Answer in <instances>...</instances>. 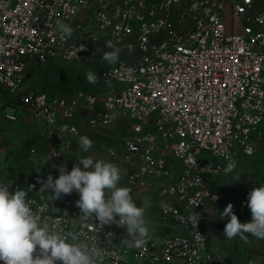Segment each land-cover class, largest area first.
Segmentation results:
<instances>
[{"label": "built area", "instance_id": "1", "mask_svg": "<svg viewBox=\"0 0 264 264\" xmlns=\"http://www.w3.org/2000/svg\"><path fill=\"white\" fill-rule=\"evenodd\" d=\"M236 19L242 23L239 32ZM57 20L73 29L71 37L61 39ZM109 41L119 48L134 46L126 50L137 54L98 76L93 85H111L109 90H80L70 97L35 90L21 102L55 159H63L78 136L73 119L79 111L84 109L94 128L112 124L116 115L126 117L131 134L122 141V152L110 149L104 161L134 165L125 176L130 189L145 178L163 183L159 219L187 234L128 253L126 227L80 222L75 190L58 200L44 198L41 181L48 176L42 173L32 177L36 196L28 195L30 207L42 226L60 235L75 233L78 242L103 249V264L221 262L219 248L209 246L194 213L200 214L204 201L224 200L225 189L213 188L211 180L227 175L226 164L240 153L254 154L253 139L262 137L264 0H0V87L20 91L31 61L88 63L98 49H110ZM81 45L86 50L79 51ZM6 118L17 120L13 114Z\"/></svg>", "mask_w": 264, "mask_h": 264}, {"label": "clouds", "instance_id": "2", "mask_svg": "<svg viewBox=\"0 0 264 264\" xmlns=\"http://www.w3.org/2000/svg\"><path fill=\"white\" fill-rule=\"evenodd\" d=\"M56 30L61 39L71 37L73 33V29L62 20L56 21ZM105 46L112 51L105 52L103 59L110 65L118 63L122 49L111 41ZM127 47L130 52L133 50L131 45ZM84 50L86 47L81 45L79 51ZM85 75L88 83L98 82V75L91 70ZM92 146L93 141L89 137L79 138L82 151L88 152ZM77 161L70 172L61 165L56 179L49 174L46 181H41L40 192L51 193L49 199L52 201L75 190L79 195L76 206L81 211L80 222L94 219L102 226L116 224L126 227L127 234L132 237L127 242L128 247L144 246L150 238L144 219L145 210L134 202L130 188L118 186L121 180L119 166L91 157ZM235 168V162L229 161L224 170L232 173ZM10 187L11 184L0 182V261L4 264H103L104 250L97 245L78 242L79 237L75 233L60 235L51 231L48 225H41V217L33 212L27 200L31 186L28 191L16 188L14 192ZM247 207L251 212V222L241 223L231 203L220 213L221 219L230 217L223 230L228 239L240 236L247 240L245 234H250L264 240V186L254 187L249 192ZM194 216L199 217V222L200 214L194 213Z\"/></svg>", "mask_w": 264, "mask_h": 264}, {"label": "crops", "instance_id": "3", "mask_svg": "<svg viewBox=\"0 0 264 264\" xmlns=\"http://www.w3.org/2000/svg\"><path fill=\"white\" fill-rule=\"evenodd\" d=\"M95 87H105V89L88 93H104L112 86L95 85ZM76 92L64 96L70 97ZM20 102L13 104L0 100V182L11 184L10 188L17 185L18 188L26 191L31 186V191H28V195L36 196L32 183V177L36 173H42L47 176L51 174L53 179H56L59 177L61 165L66 166L67 171L70 172L73 165L77 164V160L82 157L106 160L110 149L115 150L118 154L122 152L121 143L131 134V123L126 117L116 115L112 124L102 128H94L86 123L84 109L79 111L73 119L79 129L78 136L69 152L63 159H59L61 162H59V168L56 169V172L53 169L46 168L44 163H40L39 158L41 155L39 153H31L29 152L30 147H26L28 145L27 142L31 141L35 135L36 140H39L38 134L41 135V126L31 118L30 109L25 105H21ZM6 107L12 112H4ZM7 114L15 115L17 120H8L6 118ZM117 127L129 129V133L122 139H118V141H116L114 132ZM261 130V139H264L263 122L261 123ZM81 136H87L93 141V146L88 152H84L79 148V138ZM43 137L46 142H49L45 136ZM261 139H253L254 154L244 155L240 153L237 156L233 161L236 164V168L232 173L211 180L213 188L225 189V198L222 202L215 204L204 201L200 212L201 218L199 222L207 235L209 246H217L220 255L228 259V264H264V240L257 239L250 234H245L247 240L242 239L240 236L228 239L224 235L223 230L230 217L221 219L220 214L231 203L233 212L238 216L241 223L251 222V212L247 207L248 194L254 187L264 186V140L261 143ZM33 148L39 149L38 147ZM118 166L121 170V180L118 186L127 187L125 176L134 169V165L119 162ZM80 167L83 169L82 164ZM40 168L41 170L37 171ZM159 182L145 178L135 189L131 188L134 202L138 207H143L145 210L144 219L150 235L147 242H155L157 244H161L168 236L187 234L185 229L174 222L159 219V203L161 199L158 191L163 184ZM50 194L44 192L43 196L49 199ZM75 197L77 200L79 199L78 193H76ZM131 239L132 237L125 236L126 244L124 247L128 253H132L136 249V247H128L127 242ZM173 264L183 263L177 260Z\"/></svg>", "mask_w": 264, "mask_h": 264}, {"label": "rangeland", "instance_id": "4", "mask_svg": "<svg viewBox=\"0 0 264 264\" xmlns=\"http://www.w3.org/2000/svg\"><path fill=\"white\" fill-rule=\"evenodd\" d=\"M233 26L234 30L239 32L242 27V23L236 19ZM226 29H230L228 19H226ZM127 46L128 45H125L121 48L122 51L120 52L119 60H132L133 58L137 57L136 53L132 52L131 54L127 52ZM133 48L134 46H132V49ZM108 51H112V49H98L93 55L91 61L88 63L60 59H50L43 63L31 61L27 64L23 72L24 77L22 89L15 93H7L0 87V100L13 104L18 103L25 94L35 90H42L48 94L61 96L72 94L78 90H84L87 92H98V90H104L105 87L97 88L95 85L88 83L85 74L89 70L96 73L98 76L103 73L110 66V64H108V62L103 59L104 53ZM132 51H134V49ZM20 103L21 105H24L22 102ZM4 112H12V110L6 107ZM114 132L117 139L116 141H118V139H122L129 133V129L125 127H117L115 128ZM35 137L36 135L31 141L27 142L28 145L26 147H30L29 152L34 154L39 153V155H41L39 158L40 163H44L46 168L53 169L57 172L56 169L59 168V162H61V160L55 159L53 156H51L50 143L45 141L42 133L41 135L38 134L39 140H36ZM261 140L262 141L260 142L262 143L264 139ZM33 147H38L39 149H35ZM38 170L40 171L41 168Z\"/></svg>", "mask_w": 264, "mask_h": 264}, {"label": "trees", "instance_id": "5", "mask_svg": "<svg viewBox=\"0 0 264 264\" xmlns=\"http://www.w3.org/2000/svg\"><path fill=\"white\" fill-rule=\"evenodd\" d=\"M212 264H228V259L223 258L221 262H218V263H212Z\"/></svg>", "mask_w": 264, "mask_h": 264}]
</instances>
